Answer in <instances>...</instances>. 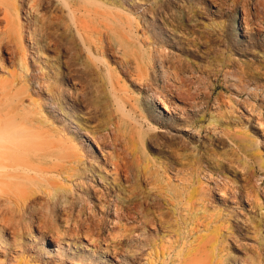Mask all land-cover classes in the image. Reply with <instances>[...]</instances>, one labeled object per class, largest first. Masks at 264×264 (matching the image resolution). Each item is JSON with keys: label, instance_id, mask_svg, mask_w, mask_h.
I'll return each mask as SVG.
<instances>
[{"label": "rangeland", "instance_id": "rangeland-1", "mask_svg": "<svg viewBox=\"0 0 264 264\" xmlns=\"http://www.w3.org/2000/svg\"><path fill=\"white\" fill-rule=\"evenodd\" d=\"M114 2L82 6L73 20L64 13L57 23L62 52L46 51L42 59L48 60L39 59L35 66L62 72L63 55L72 51L73 67L88 72L95 92L107 79L99 52L104 50L117 93L136 106L137 120L144 122V146L137 148L134 161L130 158L137 185L170 207L165 209L168 222H147L137 229L134 211L116 212L113 204L101 207L85 196L92 202L86 210L91 207L95 215L92 233L57 217L43 229L60 239L47 253L40 235L14 241L4 230L10 240L0 246V264H11L15 255L39 256L30 264H162L163 259L187 264L208 250L220 254L221 264H264V0ZM51 10L47 4L38 13ZM21 13L25 22L31 18ZM122 19L133 32L123 28ZM124 32H132L133 47L127 46ZM139 46L151 53L143 79L136 70ZM13 60L6 54L0 59V81L20 72ZM29 62L32 68L30 56ZM32 81L30 87L37 89ZM152 86L166 93L168 109ZM128 132L135 134V127ZM89 144L103 156L92 138ZM147 165L152 166V183L144 178ZM91 185L111 194L99 178ZM180 190L179 199L172 196ZM171 198L175 210L168 204ZM76 201L86 202L79 195ZM209 239L213 247H204Z\"/></svg>", "mask_w": 264, "mask_h": 264}, {"label": "bare ground", "instance_id": "bare-ground-1", "mask_svg": "<svg viewBox=\"0 0 264 264\" xmlns=\"http://www.w3.org/2000/svg\"><path fill=\"white\" fill-rule=\"evenodd\" d=\"M114 1L0 0V59H5L6 54V58L14 59L20 69V72H12L11 79L0 81V246L9 245L6 230L14 241L27 235H40L39 243L49 253L48 247L59 243L60 239L43 229L54 225L57 217L64 218L67 223L71 220L73 227L84 229L89 234L95 224V215L91 207L86 210L89 208L86 204L92 202L101 207L113 204L116 212L124 214L134 211L137 229H144L147 222H168L169 213L165 209L170 210V207H164L158 196L142 192L137 185L130 158L134 161L137 148L144 146V122L137 120L136 106L117 93L113 69L104 59V50L99 52L103 58L101 62L106 66L107 79L94 88L95 92L89 85L88 72L73 67L72 51L63 55L65 69L62 72L50 66L49 69L35 66L46 51L62 52L57 23L63 19L64 13L73 20L82 6L87 9L93 5H112ZM47 4L52 5L51 12L39 14L38 11ZM23 11L26 15L31 14V18L26 17V22L22 19ZM1 18L5 23L1 24ZM120 24L133 32L127 21L122 19ZM132 32L129 35L124 32L123 35L128 47L136 44L130 40ZM27 41L32 43L27 44ZM139 47L141 56L137 57L136 70L142 77L151 62V53ZM29 56L34 60L32 68ZM159 69L162 70L161 67ZM32 80L36 81L37 89L30 87ZM77 82L80 87L76 86ZM72 87L75 92H71ZM153 87L151 91L156 99L168 109L166 93ZM170 118L173 119L172 116ZM131 127H135V134L128 132ZM89 138L99 148L102 157L91 148ZM145 168L144 178L152 183V166ZM96 178L106 186L111 193L109 196L92 188L91 183ZM85 179L88 180L86 184L82 182ZM168 183L172 186L171 182ZM112 194H115L114 201L109 198ZM78 195L87 203L76 204ZM182 195L180 190V194L172 196L179 199ZM85 196L92 202H88ZM167 201L171 208L177 209L174 198ZM35 228L38 234H34ZM207 243L204 247H213L215 241L209 239ZM214 253L208 250L201 257L185 262L221 264L220 254L215 256ZM38 260L39 256L22 259L15 255L10 258L11 264H30ZM174 260L163 259L162 264H173Z\"/></svg>", "mask_w": 264, "mask_h": 264}]
</instances>
